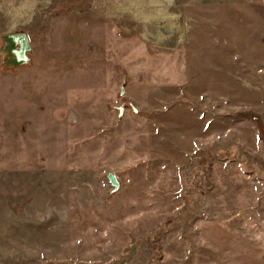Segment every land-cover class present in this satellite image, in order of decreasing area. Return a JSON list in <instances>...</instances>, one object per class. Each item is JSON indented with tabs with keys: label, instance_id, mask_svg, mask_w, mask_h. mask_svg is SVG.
<instances>
[{
	"label": "rangeland",
	"instance_id": "374dc122",
	"mask_svg": "<svg viewBox=\"0 0 264 264\" xmlns=\"http://www.w3.org/2000/svg\"><path fill=\"white\" fill-rule=\"evenodd\" d=\"M140 1L0 0V264H264V0Z\"/></svg>",
	"mask_w": 264,
	"mask_h": 264
},
{
	"label": "bare ground",
	"instance_id": "6f19581e",
	"mask_svg": "<svg viewBox=\"0 0 264 264\" xmlns=\"http://www.w3.org/2000/svg\"><path fill=\"white\" fill-rule=\"evenodd\" d=\"M143 2V1H142ZM166 4L169 6H171L170 3H167L165 2L164 0H155L154 3H149L148 1L147 2H144V3H138L137 5H142V6H154V5H163V4ZM22 7H25V8H29V5L27 3H23L21 5V8ZM134 9V8H133ZM137 10V15H139L138 17L141 18V21L143 20V18H145V21L147 22V24H149L148 22L152 21L150 23V26L153 27V29H157L160 28L162 33L165 32V31H168V32H173L172 30H175L177 32L179 31H182V28L180 26L177 25V23L175 22V19L177 18V15L175 14H171V13H168V11H166L165 9H158V11L154 14H146L144 11L142 10H138V9H135ZM174 35L173 34H170V36H166L165 33H163V37H166V38H163V39H168V38H172Z\"/></svg>",
	"mask_w": 264,
	"mask_h": 264
},
{
	"label": "water",
	"instance_id": "95a60500",
	"mask_svg": "<svg viewBox=\"0 0 264 264\" xmlns=\"http://www.w3.org/2000/svg\"><path fill=\"white\" fill-rule=\"evenodd\" d=\"M24 40L26 39V36L23 35ZM23 40L24 44L26 45L25 41ZM108 179L110 180L111 184L114 186V190H117L119 188V181L116 177V175L113 172H108L106 175Z\"/></svg>",
	"mask_w": 264,
	"mask_h": 264
}]
</instances>
